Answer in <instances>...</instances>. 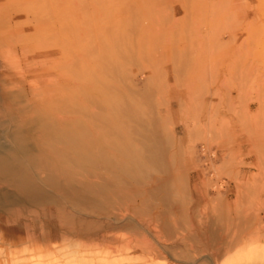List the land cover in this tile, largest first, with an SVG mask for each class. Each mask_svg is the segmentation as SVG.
Segmentation results:
<instances>
[{
	"label": "rangeland",
	"instance_id": "obj_1",
	"mask_svg": "<svg viewBox=\"0 0 264 264\" xmlns=\"http://www.w3.org/2000/svg\"><path fill=\"white\" fill-rule=\"evenodd\" d=\"M50 3L56 58L82 47L81 56L115 68L123 102L170 135V162L186 180L180 200L190 203L204 191L201 211L187 204L180 215V238L191 223L209 231L183 245L194 264H264V0ZM47 20L40 15L42 27ZM10 39L28 40L22 32ZM64 61L43 80L93 77ZM74 98L58 105L70 109ZM55 241L13 258L0 248V264H97L95 239L75 237L62 247ZM184 255L181 246L180 264H187ZM149 264L173 263L167 257Z\"/></svg>",
	"mask_w": 264,
	"mask_h": 264
},
{
	"label": "bare ground",
	"instance_id": "obj_2",
	"mask_svg": "<svg viewBox=\"0 0 264 264\" xmlns=\"http://www.w3.org/2000/svg\"><path fill=\"white\" fill-rule=\"evenodd\" d=\"M50 1L0 0L2 254L13 258L32 254L30 248H50L51 240L87 237L98 245L92 256L97 264H149L167 257L180 264L181 246L182 261L194 264L196 257L183 245L209 231L205 223H191L180 238V215L187 204L200 212L204 191L190 203L180 200L186 180L170 162V135L123 102L115 68L105 71L103 60L81 56L82 47L56 58ZM41 14L48 19L45 27ZM17 32L28 40L12 41ZM62 60L93 77L79 84L62 75L52 83L43 80ZM70 95L74 106L63 109L58 104Z\"/></svg>",
	"mask_w": 264,
	"mask_h": 264
}]
</instances>
